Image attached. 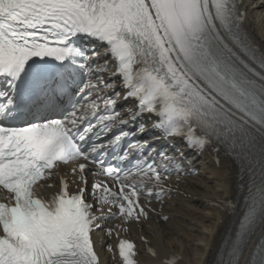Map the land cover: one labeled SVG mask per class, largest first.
Masks as SVG:
<instances>
[{
    "label": "snow or ice",
    "instance_id": "1",
    "mask_svg": "<svg viewBox=\"0 0 264 264\" xmlns=\"http://www.w3.org/2000/svg\"><path fill=\"white\" fill-rule=\"evenodd\" d=\"M241 4L0 0V189L9 194L0 202V264H101L92 239L100 221L147 218L141 195L163 198L165 173L179 166L133 140L145 117L193 149L240 159L248 179L241 202L224 205L235 219L219 264H264V234L252 242L264 227V49L246 33ZM85 41L106 45L114 70ZM94 65L119 81L85 83ZM120 100L132 104L127 118ZM67 165L79 191L61 178L56 194L40 198L37 187ZM88 175L107 179L89 191ZM118 251L136 264L132 242L119 240Z\"/></svg>",
    "mask_w": 264,
    "mask_h": 264
},
{
    "label": "bare ground",
    "instance_id": "2",
    "mask_svg": "<svg viewBox=\"0 0 264 264\" xmlns=\"http://www.w3.org/2000/svg\"><path fill=\"white\" fill-rule=\"evenodd\" d=\"M241 5L247 11L246 29L250 39L264 49V4L259 0H243ZM202 166L201 176L192 180L191 187L180 196L183 202L172 208L173 220L143 226L144 236L149 239L160 261L174 255L182 258L178 264H216L223 241L231 234V210L224 205L239 195V171L227 162L222 163L219 170L209 161L202 162ZM200 208L205 210L203 214L198 212ZM208 219L209 225L205 223ZM262 234L264 227L257 229L252 242ZM200 240L202 243L197 244ZM104 264H112L106 254Z\"/></svg>",
    "mask_w": 264,
    "mask_h": 264
},
{
    "label": "rangeland",
    "instance_id": "3",
    "mask_svg": "<svg viewBox=\"0 0 264 264\" xmlns=\"http://www.w3.org/2000/svg\"><path fill=\"white\" fill-rule=\"evenodd\" d=\"M199 213L203 214V212L205 211L203 208L197 209ZM207 225H209L211 222L209 221V219L207 220V222H205ZM202 241L200 240L199 242H197V244H201Z\"/></svg>",
    "mask_w": 264,
    "mask_h": 264
}]
</instances>
